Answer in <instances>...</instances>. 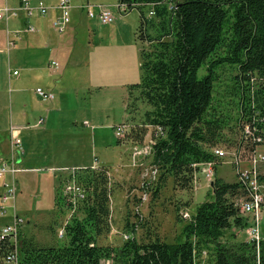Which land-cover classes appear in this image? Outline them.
Returning a JSON list of instances; mask_svg holds the SVG:
<instances>
[{"label":"trees","instance_id":"16d2710c","mask_svg":"<svg viewBox=\"0 0 264 264\" xmlns=\"http://www.w3.org/2000/svg\"><path fill=\"white\" fill-rule=\"evenodd\" d=\"M117 2L126 6V12L137 9V38L144 43L140 79L126 85L128 118L121 124L138 142L152 128V158L161 179L171 176L191 190L202 164L210 162L215 168L214 147L227 143L226 148L238 151L245 146L244 154L253 150V139H264V0ZM225 65L238 72L236 140L224 133L234 129L228 113L213 106L216 72ZM201 66L206 72L198 77ZM254 73L260 81L252 86ZM140 104L148 106L142 122L130 125L127 122L135 119ZM75 179L84 191L75 206L65 202L60 184L55 187L56 210L71 212L63 224V240L40 244L20 228L18 264H100L108 259L111 264H264V237L258 246L248 240L232 241L236 236L231 229L247 226L236 205L247 191L237 177L227 182L214 176L209 198L185 218L180 239L139 241L131 226L118 246L99 243L110 231L107 168H78ZM260 180L264 184V175ZM13 246L9 237L0 241V264Z\"/></svg>","mask_w":264,"mask_h":264},{"label":"rangeland","instance_id":"374dc122","mask_svg":"<svg viewBox=\"0 0 264 264\" xmlns=\"http://www.w3.org/2000/svg\"><path fill=\"white\" fill-rule=\"evenodd\" d=\"M49 1L55 3L58 0ZM108 1L114 23L104 24L96 17L86 16L87 11L84 8L81 15H78L80 20L77 21L73 41V57L76 58L81 52L82 54L87 52L90 59L89 52L92 50V60L98 56L99 63L104 68L101 72L94 70L91 75L81 68L67 69L62 79L54 81L57 88L53 89L55 97L51 102L42 101L35 93L38 85V80L35 78H30L25 87L22 84L16 85L15 76L8 71L7 52L0 54L1 128H4L10 120L16 125L18 122L16 116L25 105L35 110L34 117L45 119L43 124L31 127L20 134L26 156L24 161L25 158L28 159L24 165L28 168L39 167V170H26L28 181L23 188L17 179L15 180L14 208L10 206L13 199H7L5 203L1 202L3 187L0 183V205H7L6 214L9 216L13 211L17 213V216L23 219L21 232L40 244H55L63 240V236H59V230L61 231L71 212L68 210L58 212L56 207L50 210L46 208H43L45 209L43 211L35 210L32 208L34 201L37 200L34 197L39 194L41 204L43 203L44 207L51 206L52 189L59 184L60 188L64 187L73 167L90 164L94 158L97 159L99 166L107 167L111 187L110 231L99 238V243L103 245H120L124 235L130 233L131 226L135 228L134 237L139 241L156 237L166 242L180 239L182 228L187 221L183 213L190 217L194 214L197 205L209 198L210 183L214 176L227 182H233L237 177V168L230 155L234 147L226 148L227 143H222L221 146L226 148L229 154L216 161L214 175L210 179L196 176L190 190L183 188L171 176L161 179V172L152 158L150 142L152 128H147L142 142L132 139L128 134L129 127L126 128L124 136H118V140L116 129L128 118L125 111L126 89L121 85L110 86L124 75L119 65L115 66L118 70L116 73H111L110 67L119 55L124 54L125 58L133 55L135 62L134 65L130 63V70L131 73L133 71L135 73V82L139 81V49L144 43L137 38L139 25L137 9L134 8L126 13L120 12L116 0ZM70 10L71 18L73 9ZM94 11L97 13L98 9L95 7ZM115 24L116 28H113ZM86 45L88 46L85 47ZM119 62H122L121 58ZM17 66L13 63L10 68L12 70ZM53 70L58 72L59 67ZM205 72V66H201L197 76L201 77ZM237 76L238 72L234 67L221 66L216 72L217 79L213 91V106L228 113L232 127L238 114ZM250 77L252 86L260 81L257 73ZM55 78L58 76L56 75ZM20 86L23 89H19ZM145 109H148V106L140 104L135 119L127 123L140 125L141 115ZM85 121H88L87 124ZM235 131V128L232 132L225 129L224 133L226 137L236 140L239 132ZM259 149L264 154V148ZM9 156L10 153L1 157ZM17 157L18 154L15 155V158ZM22 163L16 164L17 169L20 170L19 166ZM261 166L263 172L264 164ZM51 167L54 169H50ZM65 167L68 169H56ZM100 168L97 166L93 169ZM15 174L7 175L6 179H15L20 175ZM261 186L264 194L262 182ZM241 216L246 220L247 226L244 229L232 228L231 231L236 236L232 241H246L248 238L246 229L251 224V215L243 213ZM260 217L259 228L263 238L264 202L260 209Z\"/></svg>","mask_w":264,"mask_h":264},{"label":"crops","instance_id":"0c3cea01","mask_svg":"<svg viewBox=\"0 0 264 264\" xmlns=\"http://www.w3.org/2000/svg\"><path fill=\"white\" fill-rule=\"evenodd\" d=\"M25 1H28L33 5H35L39 1H42L50 8L48 14L45 16L36 14L27 16L26 13L20 8ZM57 3L58 1L52 3L49 0H0V9L6 7L11 10H16V15L10 14L3 19H0V54H3V52H7V65H9L8 71H11L12 75L15 76L16 85L22 84L25 87L28 84L30 78H35L38 80V85L36 86V88L44 87L45 89L51 90L53 92V89L57 88V84H55L54 81H59V78L62 79L65 72L69 68H73L74 70L81 68L89 72V75H91L94 70H96V72H101V70L104 68L99 63L100 60L98 56H96V58L92 60V50H90L91 52H89L90 59H88L87 52L83 54L81 52L76 55V58L75 56L73 57V41L75 36V27L78 23L77 21L80 20V17L78 15H81L82 11L84 10L83 7L87 4L92 6L100 4L108 6L110 2L108 0H71L70 4L71 8L73 9V13L72 17L70 18V22L63 33H57L51 26V20L58 15V11L55 9ZM93 12L95 13V11ZM86 16H89L87 12ZM114 21L112 23H114ZM114 27L116 28V24L113 25V28ZM29 28L33 29L30 31ZM87 46L88 45H86L85 47ZM120 58L122 60L121 63L119 62ZM134 62L135 59L133 55L131 57L128 55L127 58L124 57V54L119 55L118 59H116V61L113 63V66L110 67V71L111 73L118 72L115 66L119 65V68H121V70L124 72V75L121 76L117 80V82L111 83L110 86L117 87L118 85H121L123 89H126V85L134 83L135 73L134 71L131 73L132 70H130V63H133L134 65ZM13 63L18 66L14 67L11 70L10 67ZM55 67H59L58 72L53 70L55 69ZM14 71H16V74H13ZM56 75L58 76V78H55ZM19 89H23V87L20 86ZM24 107L25 108H22L23 110H21V112L16 116L18 120L16 125L12 124L10 120V122L4 128H1L0 126V157L6 156L10 153L8 138L9 130L11 126L16 127L15 133H17L19 137L21 151L18 153V157L15 158V162L16 164L22 162L23 163L22 165L18 164L21 166H19L20 170L16 172V174L20 175L19 177H15V180L17 179L19 185H21L22 188L24 187V185H27L28 181V174L26 173V170H39V167L28 168L24 165L26 162H28V159L25 158L24 161V157L26 156L24 154L22 145L23 143L22 139L20 138V134L21 132H24L31 127L39 126L45 122L44 119L43 123L39 124L38 121L42 117L37 119L36 117H34V109L28 107L27 105H25ZM87 122L88 121H85L86 124ZM93 126L97 127L96 125ZM4 158L9 159L10 156ZM91 165H93V162L73 168H83ZM50 169L53 170L54 168L51 167ZM56 169L63 170L68 168L65 167ZM52 190L53 199L52 203L50 204L51 206L44 207V204H41L40 201L41 196L38 194L36 197H34V199L37 200L34 201V205L32 208L41 211L45 210L43 208H46V210H50L54 207L55 209V187ZM35 202L37 203L36 206ZM15 216H17V213H15L14 211L10 214V216L9 214L0 215V229L3 225L6 226L11 224Z\"/></svg>","mask_w":264,"mask_h":264},{"label":"built area","instance_id":"2783aa9c","mask_svg":"<svg viewBox=\"0 0 264 264\" xmlns=\"http://www.w3.org/2000/svg\"><path fill=\"white\" fill-rule=\"evenodd\" d=\"M89 6L85 5L83 8H86L87 14L90 17H94L97 14L98 19L102 23L110 22L112 19L111 11L102 6H99V10L97 13H94ZM24 8L29 12L31 11V7L27 2L24 3ZM120 11H124V5H118ZM49 7H41L39 11L41 13H46L49 11ZM55 9L58 11V15L55 16L51 20V25L55 29L57 33H63L70 22V4L69 0H58V3L55 6ZM16 15V10H11L8 8L0 9V19H3L7 15ZM152 14V12H150ZM16 74V71L13 72ZM36 92L43 100H52L53 96L51 93L43 91L40 88H36ZM246 132L249 133V129L245 127ZM11 134L9 135L10 139V159H5L0 157V183L3 187L2 193V203H5L8 199H14L15 197V179L7 180V175L13 176L19 169L16 167L14 162L15 155L18 154L16 148L19 147V137L17 133H15V127H10ZM252 141L255 142L253 150H248L246 153H242L246 151V147H242L238 151H232L230 155H232L233 163L237 168V179L245 186L247 195L240 197L236 202V205L239 207L240 212L244 214L251 215V224L246 229L247 240L258 245L259 241L262 239L259 228L260 217V209L264 202V194L262 192L261 180L260 176L264 175V171L262 172L261 164H264V154L260 152L259 148H264V139L261 137H256ZM213 154L219 160L220 158H224L229 154L228 150L223 147H214L212 149ZM246 155V156H242ZM214 164L213 163H204L201 166L199 176L204 177L205 179H210L214 175ZM76 190L77 188L67 186L65 188V192L70 193L71 191ZM6 206L4 204L0 205V214H6ZM185 218H189V216L184 213ZM22 222V219L16 217L13 222L6 226L2 227L0 230V241L3 239H7L9 235H17V247H11L10 250L4 256L3 262L4 264H18V246H19V227ZM63 233V230H61ZM100 264H111V261L102 260Z\"/></svg>","mask_w":264,"mask_h":264},{"label":"bare ground","instance_id":"6f19581e","mask_svg":"<svg viewBox=\"0 0 264 264\" xmlns=\"http://www.w3.org/2000/svg\"><path fill=\"white\" fill-rule=\"evenodd\" d=\"M25 2H27L28 3V5L32 8L31 9V11L29 12L27 9H25L24 8V3ZM22 5H21V9L26 13V15L27 16H32V15H42V16H45V15H47L48 14V12L49 11H47L46 13H41L40 11H39V8H41V7H45V6H47L46 4H44L42 1H39L38 3H36L35 5H33V4H31V3H29L28 1H25ZM88 5V4H87ZM101 5V4H100ZM118 5H124V4H119L118 3ZM117 5V6H118ZM102 6H104V5H102ZM48 7V6H47ZM97 8L98 10H99V6H89V8H91L93 11H94V9L93 8ZM104 7H106V8H108L109 10H110V8H109V6H104ZM70 8H71V5H70ZM118 10H119V8H118ZM111 11V10H110ZM120 11V10H119ZM120 12H124V13H126V6L124 5V11H120ZM112 13V12H111ZM150 14V13H149ZM151 15V14H150ZM96 17H97V14L95 15ZM98 18V17H97ZM99 20V19H98ZM100 21V20H99ZM114 21V17H113V14H112V19H111V21L110 22H107V23H112ZM101 22V21H100ZM102 23V22H101ZM106 24V23H105ZM52 26V25H51ZM33 28H29V30L31 31ZM54 29V28H53ZM55 30V29H54ZM37 88H40V89H42L43 91H46V92H49V93H51L52 94V96H53V98H52V100L54 99V93L51 91V90H48V89H45V88H42V87H37ZM35 93L38 95V93L36 92V88H35ZM39 96V95H38ZM40 97V96H39ZM41 98V97H40ZM52 100H43L42 99V101H46V102H51ZM43 121H44V118H40L39 119V121H38V123L39 124H41V123H43ZM12 127V126H11ZM125 128H126V126L124 125V124H119L118 125V127H117V129H116V137L119 139V137L118 136H121V135H123L124 136V133H125ZM15 130H16V127H15ZM17 149V153H19L20 151H21V145H20V143H19V147H17L16 148ZM10 159V158H9ZM14 162H15V158H14ZM15 164H16V162H15ZM98 166V161H97V159H95L94 158V161H93V165H91V168H95V167H97ZM78 168H73V169H71V176L69 177V179H68V182L67 183H65V185H64V187H62V194H63V196H64V198H65V202L66 203H72L74 206L76 205V202L78 201V200H80V199H82V198H84V191H83V189H82V187L76 182V179H75V170H77ZM19 171V170H18ZM17 171V172H18ZM67 186H71V187H75V188H77L78 189V191H76V190H73V191H71L70 193H66L65 192V188L67 187ZM14 187H15V183H14ZM15 193H16V187H15ZM14 200L15 199H13V200H11V203H10V206H11V208H14V206H15V203H14ZM8 207H7V205H6V209H7ZM242 213V212H241ZM250 215V214H249ZM16 217H18V216H15V218ZM14 218V219H15ZM18 218H20V217H18ZM20 219H22V218H20ZM22 223H23V219H22V222H21V224H20V227H19V229L21 228V225H22ZM10 225V224H9ZM6 226H8V225H6ZM6 226H4V227H6ZM3 227V228H4ZM1 230V229H0ZM61 230H63V227H62V229ZM59 236H63V233L59 230ZM10 239H12V241H13V244H14V246L13 247H17V235H9L8 236ZM260 242V241H259ZM256 244V243H255ZM259 244V243H258ZM257 245V244H256ZM258 246V245H257Z\"/></svg>","mask_w":264,"mask_h":264},{"label":"water","instance_id":"95a60500","mask_svg":"<svg viewBox=\"0 0 264 264\" xmlns=\"http://www.w3.org/2000/svg\"><path fill=\"white\" fill-rule=\"evenodd\" d=\"M213 182L210 183V185L212 186Z\"/></svg>","mask_w":264,"mask_h":264}]
</instances>
